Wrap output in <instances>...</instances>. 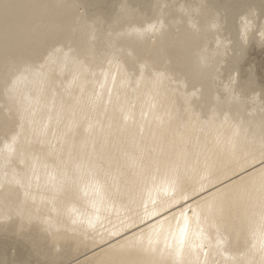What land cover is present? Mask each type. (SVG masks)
Instances as JSON below:
<instances>
[{"label": "bare ground", "instance_id": "1", "mask_svg": "<svg viewBox=\"0 0 264 264\" xmlns=\"http://www.w3.org/2000/svg\"><path fill=\"white\" fill-rule=\"evenodd\" d=\"M262 64L264 0H0V264H264Z\"/></svg>", "mask_w": 264, "mask_h": 264}, {"label": "rangeland", "instance_id": "2", "mask_svg": "<svg viewBox=\"0 0 264 264\" xmlns=\"http://www.w3.org/2000/svg\"><path fill=\"white\" fill-rule=\"evenodd\" d=\"M262 67H263V68H260V67H259V68H260V69H259V72H261L262 75H264V65H263V64H262Z\"/></svg>", "mask_w": 264, "mask_h": 264}]
</instances>
